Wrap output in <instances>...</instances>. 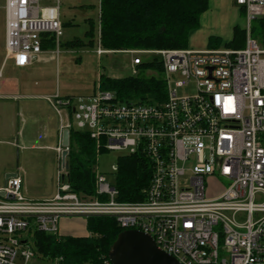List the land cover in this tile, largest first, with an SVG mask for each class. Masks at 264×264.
<instances>
[{
	"label": "built area",
	"instance_id": "built-area-1",
	"mask_svg": "<svg viewBox=\"0 0 264 264\" xmlns=\"http://www.w3.org/2000/svg\"><path fill=\"white\" fill-rule=\"evenodd\" d=\"M44 2L6 0L7 58L18 68L46 52L58 61L62 53V0ZM235 5L246 12L244 48L120 51L133 55L134 68L161 64V100L120 101L100 87L89 96L45 97L62 131L95 140L97 162L101 150L144 153L151 182L142 201H119L115 182L96 163V193H75L61 142L53 198H26L18 174L7 175L0 188V264H30L40 256L35 234L60 236L69 217L114 219L124 231L151 236L180 264H264V0ZM106 53L113 52L102 47L99 24L96 54ZM213 183L220 194L209 193Z\"/></svg>",
	"mask_w": 264,
	"mask_h": 264
},
{
	"label": "trees",
	"instance_id": "trees-1",
	"mask_svg": "<svg viewBox=\"0 0 264 264\" xmlns=\"http://www.w3.org/2000/svg\"><path fill=\"white\" fill-rule=\"evenodd\" d=\"M209 9V0H101L100 30L104 50L187 49L191 33L200 27L202 15ZM242 15L246 16L244 9ZM90 46L95 45V27L89 20ZM71 47L85 46L82 40L68 43ZM221 40L212 37L210 48L220 47ZM227 48L245 47V31L235 26ZM44 48H47L45 46ZM140 68L162 72L160 63H146ZM100 88L114 91L120 101L154 102L165 98V83L161 78L101 76ZM101 150L100 152H104ZM96 142L89 133L71 130L67 160L70 185L78 194L96 193L94 167L97 163ZM152 178V164L144 153L119 157L115 187L118 200L136 202L144 199V190ZM87 236L35 234L38 254L50 260L62 259V264H103L118 236L124 232L111 218H91L86 221Z\"/></svg>",
	"mask_w": 264,
	"mask_h": 264
},
{
	"label": "rangeland",
	"instance_id": "rangeland-1",
	"mask_svg": "<svg viewBox=\"0 0 264 264\" xmlns=\"http://www.w3.org/2000/svg\"><path fill=\"white\" fill-rule=\"evenodd\" d=\"M51 1L52 0H48ZM46 3V2H44ZM47 4V3H46ZM62 22L64 24V36L62 38V53L58 61L49 53L44 56L53 58L48 62L36 61L32 68L27 69V73L20 70L10 69V64L5 69L4 74L18 78L28 83V91H21V95L10 102L16 107L11 123L7 124V131L1 136L2 140H9L16 144L0 143V188L4 185V168L11 171H19L18 165L23 163L28 166L21 169L26 185L24 189L33 192L36 198L52 197L57 192V180L59 160L55 150H35L22 149L21 146L30 144L57 146V142L52 138H44L51 130L52 126H57L59 117L44 98L45 96H54L57 93L63 98L68 96H89L95 93L100 87L101 76L111 78H123L133 76L138 78H151L162 76L154 70H143L132 66L133 55L123 52L106 53L99 57L96 54L97 37L99 31L100 19V0H62L61 7ZM93 20L95 27V45L90 46L91 38L87 36L90 30V22ZM247 24L246 17L240 15L239 25L244 28ZM255 24V23H254ZM75 40H82L85 46L71 47L68 43ZM224 47V46H222ZM145 61L151 59V56H142ZM11 70V71H10ZM25 78V79H24ZM37 83V89H31ZM190 92L189 89L179 90V94ZM34 94L35 98H27ZM38 106L41 110V122H39V138L31 142L24 140L33 121L24 110L19 106ZM51 125V126H50ZM11 128V129H9ZM24 137V138H23ZM124 153L118 151H104L98 157V170L105 174L111 182H115L117 174L114 168L118 166L119 157ZM35 164V166H34ZM33 166L35 167L33 169ZM210 194H220L223 190L219 185L213 183L209 185ZM62 234L84 235L86 231L85 221L77 217L62 219L60 223ZM32 241V240H31ZM36 257L30 264H53L51 261Z\"/></svg>",
	"mask_w": 264,
	"mask_h": 264
},
{
	"label": "crops",
	"instance_id": "crops-1",
	"mask_svg": "<svg viewBox=\"0 0 264 264\" xmlns=\"http://www.w3.org/2000/svg\"><path fill=\"white\" fill-rule=\"evenodd\" d=\"M45 2L47 4H51L53 0L52 2L45 0ZM5 5H6V0H0V143L2 144L7 143L13 146H16V144L12 141L2 140L1 136L4 135V133L7 131L6 130L7 124L11 123L13 116H14V109L16 107L12 104V102H10L11 99L14 100L18 98V96H23L21 95L20 92L28 91L29 89L28 88L26 89V87H28L27 85L28 83L11 76V73H8V75H5L4 72H5L6 67L8 66V63H11L10 69L20 70L22 73H27V69L32 68L33 65L37 62L31 63V65L26 68H18L15 66L12 59L7 58ZM240 15H242V12H241V9H239L235 5V0H209V9L202 15L201 20H200V27L194 30L190 35L188 49L202 51V50H207V49H222L226 47L225 44L230 42L233 38V31H234L235 26H240L239 25ZM212 37H216L221 40L220 47H217V48L209 47V40ZM49 59H53V58H49V57L42 55L39 62L45 63V62H48ZM37 86L38 84L34 83V86L31 89L32 90L35 88L37 89ZM24 96H27V98L37 97L34 94H29V95H24ZM19 109L24 110L25 113L29 115V118L33 121V126L30 127V130L27 136H25V138L23 137L24 140L26 142H31L35 140L37 137L39 138V136L41 135L39 132L38 124L39 122L42 121L40 108L36 105L34 106L31 105V106H22V107L19 106ZM62 137H63V131L61 129V120L59 118L58 125L52 126L51 130H49L47 135L44 136V138H52L54 141H56L58 144L57 146L30 144L29 146L23 145L21 146V148L22 149L31 148L35 150L51 149L57 152V148H59L62 142ZM57 155H58V152H57ZM34 166H33V169L35 168ZM18 167H19V171H11L10 167L3 169L4 185L6 183L7 175L18 174L22 178L23 193L26 198L30 200H34V201H44V200H49L54 197L56 193L52 197L36 198L34 197V195L36 194L29 191V189L25 190L24 189L25 183L26 185H29V184L28 182L25 181V178L23 177V175L20 174L21 172L20 170L21 169L24 170L28 166H24L23 163H20ZM85 227H86V221H85ZM62 235H68V234H62ZM87 235H88V232H86L84 235H78V236H87Z\"/></svg>",
	"mask_w": 264,
	"mask_h": 264
},
{
	"label": "water",
	"instance_id": "water-1",
	"mask_svg": "<svg viewBox=\"0 0 264 264\" xmlns=\"http://www.w3.org/2000/svg\"><path fill=\"white\" fill-rule=\"evenodd\" d=\"M62 146L64 168L69 171L67 157L70 131L68 129L63 131ZM67 178L70 180L69 173ZM0 196L3 197L4 193L0 192ZM21 243L26 245L27 241L23 240ZM109 259L112 264H180L177 259L159 249L151 236L136 230L124 231L118 236L109 252Z\"/></svg>",
	"mask_w": 264,
	"mask_h": 264
}]
</instances>
